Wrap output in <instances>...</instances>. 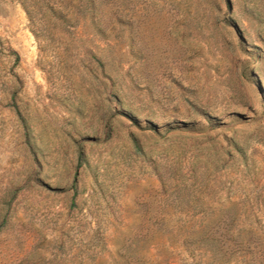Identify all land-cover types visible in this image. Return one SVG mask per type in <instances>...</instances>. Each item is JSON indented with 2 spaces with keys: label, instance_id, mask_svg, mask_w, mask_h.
Segmentation results:
<instances>
[{
  "label": "rangeland",
  "instance_id": "rangeland-1",
  "mask_svg": "<svg viewBox=\"0 0 264 264\" xmlns=\"http://www.w3.org/2000/svg\"><path fill=\"white\" fill-rule=\"evenodd\" d=\"M109 4L0 0V264H264V0Z\"/></svg>",
  "mask_w": 264,
  "mask_h": 264
},
{
  "label": "trees",
  "instance_id": "trees-1",
  "mask_svg": "<svg viewBox=\"0 0 264 264\" xmlns=\"http://www.w3.org/2000/svg\"><path fill=\"white\" fill-rule=\"evenodd\" d=\"M110 0H22V5L32 25L35 36L41 31L53 29L55 24L66 26H75L81 20L92 25L97 33H105L106 28L101 26L108 23L112 10L109 4ZM36 27V28H35ZM235 205V204H234ZM4 223V218L0 223ZM207 232L203 228L198 235L201 237ZM229 232V229L226 230ZM237 237H240L239 235ZM251 237V236H250ZM207 238L216 240L218 238L209 234Z\"/></svg>",
  "mask_w": 264,
  "mask_h": 264
}]
</instances>
